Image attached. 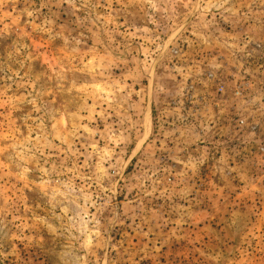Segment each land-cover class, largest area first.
<instances>
[{"label": "rangeland", "instance_id": "374dc122", "mask_svg": "<svg viewBox=\"0 0 264 264\" xmlns=\"http://www.w3.org/2000/svg\"><path fill=\"white\" fill-rule=\"evenodd\" d=\"M0 264H264V0H0Z\"/></svg>", "mask_w": 264, "mask_h": 264}]
</instances>
